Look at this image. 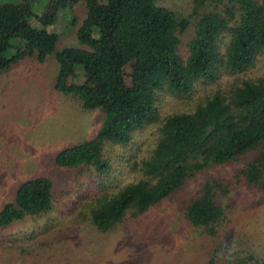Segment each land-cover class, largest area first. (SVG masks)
I'll return each instance as SVG.
<instances>
[{
  "label": "trees",
  "instance_id": "trees-1",
  "mask_svg": "<svg viewBox=\"0 0 264 264\" xmlns=\"http://www.w3.org/2000/svg\"><path fill=\"white\" fill-rule=\"evenodd\" d=\"M53 1L70 10L80 0ZM101 1L85 6L81 18L72 21L76 45L60 48L46 46L30 24L31 0H22L21 6L0 4V73L24 58L43 63L51 56L54 91L100 113L93 136L53 158L56 166L72 172L75 187L84 189L82 200L71 205L78 221L106 233L136 219L196 174L236 162L233 181L242 180L264 199V74L226 82L223 89L217 85L182 111L157 112L164 97L186 104L182 100L197 85L218 79L220 67L245 72L257 53L264 54V0H191L186 15L158 0ZM131 61L126 86L123 67ZM78 70H89L93 81H70ZM148 125L153 126L152 143L146 138L141 148L130 150L134 132ZM107 144L127 147L126 155L117 158L120 163L103 153ZM116 173L122 180L132 176L116 185ZM230 182L218 177L201 181L183 217L199 234L215 239L206 264L218 258L221 264H264L263 256L227 238L228 205L219 198L229 192ZM54 200L50 179L22 181L13 200L0 208V230L47 212Z\"/></svg>",
  "mask_w": 264,
  "mask_h": 264
},
{
  "label": "rangeland",
  "instance_id": "rangeland-1",
  "mask_svg": "<svg viewBox=\"0 0 264 264\" xmlns=\"http://www.w3.org/2000/svg\"><path fill=\"white\" fill-rule=\"evenodd\" d=\"M21 1L0 0V4L21 6ZM100 1L80 0L66 10L53 0H31L29 21L42 34L46 46L76 45L72 21L81 18L85 6ZM190 1L158 0L157 4L177 15H186ZM187 36L182 38V47ZM223 48L221 42L219 49ZM133 65L131 61L123 67L126 86ZM220 68L221 75L214 83L197 85L193 94L184 97L186 104L164 97L157 103V112L163 115L182 111L183 107H192L196 99L212 93L217 85L223 89L226 82L263 75L264 54L257 53L245 72ZM54 73L51 56L43 63L24 58L0 73V208L13 200L16 187L27 179H50L55 196L47 212L25 216L0 230V264H206L215 239L199 234L184 219L182 211L196 196L199 183L210 177L231 181L229 192L219 198L228 205V240L264 258V199L242 180L233 181L238 162L216 165L196 174L136 219L106 233L94 230L86 222L80 223L71 205L82 200L84 189H77L72 172L56 166L53 158L59 150L93 136L100 124V113L84 110L76 99L54 91ZM70 81L91 83L93 75L89 70H78ZM152 128L148 125L134 132L127 147L141 148L146 138L152 143ZM125 148L107 144L103 153L118 164L117 158L126 155ZM122 171L120 167L117 172ZM115 176L119 182L113 179L112 184L117 185L130 180L132 174L123 180L121 175ZM95 185L90 184L92 189H96ZM215 264H221V259H216Z\"/></svg>",
  "mask_w": 264,
  "mask_h": 264
}]
</instances>
